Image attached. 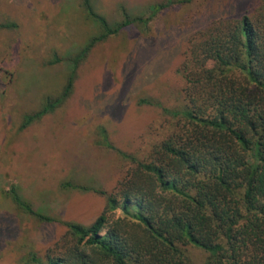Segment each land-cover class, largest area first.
<instances>
[{
    "label": "rangeland",
    "instance_id": "374dc122",
    "mask_svg": "<svg viewBox=\"0 0 264 264\" xmlns=\"http://www.w3.org/2000/svg\"><path fill=\"white\" fill-rule=\"evenodd\" d=\"M89 1L110 24L123 11L146 18L149 6L172 4L146 28L134 24L94 45L78 65L69 98L20 130L25 115L61 93L68 58L99 28L87 17L84 0H0V23L17 25L0 30V264H27L31 254L42 258L67 235L62 222L88 226L102 213L105 198L95 190L112 192L132 164L99 145L100 128L116 149L143 159L173 128L162 109L182 104L177 70L189 39L230 14L232 0ZM251 1L234 0L235 15ZM12 190L57 221L20 210ZM204 259L192 250L194 264Z\"/></svg>",
    "mask_w": 264,
    "mask_h": 264
},
{
    "label": "trees",
    "instance_id": "16d2710c",
    "mask_svg": "<svg viewBox=\"0 0 264 264\" xmlns=\"http://www.w3.org/2000/svg\"><path fill=\"white\" fill-rule=\"evenodd\" d=\"M171 4L149 6L146 18L123 11L110 24L84 0L99 32L68 58L61 93L25 115L20 130L69 98L78 65L94 45L134 24L146 28ZM228 5L230 14L210 22L185 47L177 70L182 104L162 109L171 131L139 159L116 149L100 128L99 145L129 161L130 169L112 192L95 190L105 208L93 223L62 222L67 235L61 243L42 258L31 254L27 264H194L192 250L203 252L202 264H264V0L251 1L238 16L234 0ZM16 28L0 23V30ZM11 194L25 213L57 221Z\"/></svg>",
    "mask_w": 264,
    "mask_h": 264
}]
</instances>
